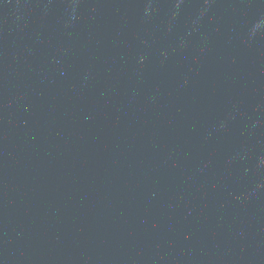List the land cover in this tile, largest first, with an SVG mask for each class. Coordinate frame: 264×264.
<instances>
[{
    "label": "water",
    "instance_id": "1",
    "mask_svg": "<svg viewBox=\"0 0 264 264\" xmlns=\"http://www.w3.org/2000/svg\"><path fill=\"white\" fill-rule=\"evenodd\" d=\"M0 264H264V0H0Z\"/></svg>",
    "mask_w": 264,
    "mask_h": 264
}]
</instances>
